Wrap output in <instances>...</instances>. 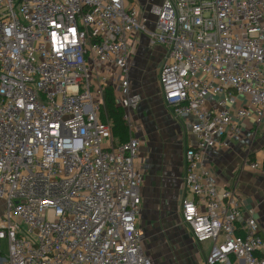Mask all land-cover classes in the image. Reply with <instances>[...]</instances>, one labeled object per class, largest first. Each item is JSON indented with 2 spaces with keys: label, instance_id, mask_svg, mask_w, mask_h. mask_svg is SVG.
Returning a JSON list of instances; mask_svg holds the SVG:
<instances>
[{
  "label": "built area",
  "instance_id": "2783aa9c",
  "mask_svg": "<svg viewBox=\"0 0 264 264\" xmlns=\"http://www.w3.org/2000/svg\"><path fill=\"white\" fill-rule=\"evenodd\" d=\"M151 12L126 0H0V264H153L131 135L138 34L165 48L160 94L195 138L179 212L197 248L212 241L203 264H264L254 211L204 168L227 132L264 123V0H164ZM108 89L125 112L124 143L103 119ZM214 96L220 110L207 106ZM246 166L264 171V158Z\"/></svg>",
  "mask_w": 264,
  "mask_h": 264
},
{
  "label": "crops",
  "instance_id": "0c3cea01",
  "mask_svg": "<svg viewBox=\"0 0 264 264\" xmlns=\"http://www.w3.org/2000/svg\"><path fill=\"white\" fill-rule=\"evenodd\" d=\"M163 2L164 0H126L128 5H136L140 14L148 20L153 18L152 9L161 6ZM133 50L134 55L129 66L131 90L134 95H139L141 99L138 108L130 110L131 135L141 142L137 167L141 171L139 163L142 162L152 138L159 140L164 150L162 154L164 157L163 161L162 159L160 161V168L157 169L167 172V177L176 179V198H179L180 203L185 194L183 188L184 153L187 147L195 143V138L174 120L160 94L158 82L160 69L166 57L165 48L151 45L147 36L138 34L135 37ZM150 90L151 93L147 97L146 92L149 93ZM219 99L218 96L211 97L207 104L208 108L220 110ZM240 101L243 102L242 99ZM144 116L146 117L145 120ZM170 128L173 134L169 133ZM173 135L176 138V146L181 150L176 174L172 172L174 163L171 161L169 152ZM223 141H226V145H219L206 152L204 168L211 173V177L220 188H232L237 191L245 210L254 211L264 239V171L254 172L246 166L247 160L255 162L262 161L264 158V123L257 126L253 119L247 120L240 136L236 137L231 132H227ZM157 173L160 175V172ZM158 178L161 180L160 176ZM141 199L143 204V187ZM4 209L5 204L0 201V216ZM138 227L141 230L139 223ZM141 232L143 231L141 230ZM142 236L144 237L143 233ZM201 257L204 263L206 256L201 255ZM1 258L0 252V262Z\"/></svg>",
  "mask_w": 264,
  "mask_h": 264
},
{
  "label": "rangeland",
  "instance_id": "374dc122",
  "mask_svg": "<svg viewBox=\"0 0 264 264\" xmlns=\"http://www.w3.org/2000/svg\"><path fill=\"white\" fill-rule=\"evenodd\" d=\"M150 93L151 90L149 93L146 92L147 97ZM143 118L146 119L145 116ZM169 133L173 134L171 128ZM171 140L169 152L174 163L172 172L176 174L181 150L176 146L174 135ZM163 153L160 141L153 137L142 162L139 163L144 176L143 204L138 218L144 234L143 251L153 264H203L201 255H208L212 241L202 243L200 244L202 247L197 248L191 234L181 223L178 212L180 203L179 198H176L175 188L177 181L175 178L167 177L168 173L164 170L157 169L160 168L161 159L163 161ZM157 172H160V175ZM1 254L2 257L8 254V245L5 241L1 242Z\"/></svg>",
  "mask_w": 264,
  "mask_h": 264
},
{
  "label": "trees",
  "instance_id": "16d2710c",
  "mask_svg": "<svg viewBox=\"0 0 264 264\" xmlns=\"http://www.w3.org/2000/svg\"><path fill=\"white\" fill-rule=\"evenodd\" d=\"M105 117L112 124L115 138L119 143L126 142L130 137V130L125 120V112L116 103L113 90L108 89L105 93Z\"/></svg>",
  "mask_w": 264,
  "mask_h": 264
}]
</instances>
